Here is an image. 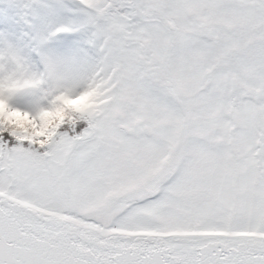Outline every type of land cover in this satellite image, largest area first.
Here are the masks:
<instances>
[{
  "label": "snow or ice",
  "instance_id": "snow-or-ice-1",
  "mask_svg": "<svg viewBox=\"0 0 264 264\" xmlns=\"http://www.w3.org/2000/svg\"><path fill=\"white\" fill-rule=\"evenodd\" d=\"M0 264H264V0H0Z\"/></svg>",
  "mask_w": 264,
  "mask_h": 264
}]
</instances>
